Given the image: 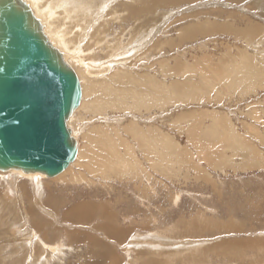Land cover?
<instances>
[{
    "label": "rangeland",
    "instance_id": "374dc122",
    "mask_svg": "<svg viewBox=\"0 0 264 264\" xmlns=\"http://www.w3.org/2000/svg\"><path fill=\"white\" fill-rule=\"evenodd\" d=\"M24 1L113 86L69 116L66 173H0V264H264V0Z\"/></svg>",
    "mask_w": 264,
    "mask_h": 264
},
{
    "label": "water",
    "instance_id": "95a60500",
    "mask_svg": "<svg viewBox=\"0 0 264 264\" xmlns=\"http://www.w3.org/2000/svg\"><path fill=\"white\" fill-rule=\"evenodd\" d=\"M17 2L0 0V167L51 178L78 154L67 120L82 88L57 51L28 28Z\"/></svg>",
    "mask_w": 264,
    "mask_h": 264
},
{
    "label": "bare ground",
    "instance_id": "6f19581e",
    "mask_svg": "<svg viewBox=\"0 0 264 264\" xmlns=\"http://www.w3.org/2000/svg\"><path fill=\"white\" fill-rule=\"evenodd\" d=\"M18 2V5H17V7H18V9L19 10H23L25 13H26V15H28V18H27V25H28V28L32 31V32H34L35 34H37L38 36H40L43 40H46L47 41V43H48V46L49 47H51V48H53L52 47V43H50V41H48V39L47 38H51L54 42H56L57 43V46L59 47V49L61 50V51H63V52H66L67 53V55H68V57L70 58V60H68L67 61V59L65 58V57H63L62 56V54L60 53V51H58L56 48L54 49L55 51H57L56 52V55H57V57H59V60L60 61H62L63 60V62H65V63H71V64H73V59L75 58V55H73V53L74 52H70V51H68V50H66L67 48H65V44L63 45L62 43H61V41L60 40H58V37L60 36H55V35H53L52 34V31H50V27H49V23H47V21L46 22H44V27H41V26H39L38 25V23L35 21L36 19H35V17L33 16V15H30V13H29V10H27L25 7H27V6H25L24 5V0H17ZM31 1V0H30ZM34 1H36V2H38V0H34ZM41 1V0H40ZM39 1V2H40ZM59 2L60 4L62 3H64L63 2V0H56L55 1V3L56 2ZM154 1L155 0H152V2L151 3H149V4H146V5H151L152 3H154ZM174 0H158V2H156L157 4L158 3H162V2H164V3H172ZM54 2V1H53ZM136 2V1H135ZM51 3V2H50ZM26 4V3H25ZM58 4V3H57ZM56 4V5H57ZM52 5H55V4H52ZM84 5V4H83ZM61 6V5H60ZM63 6V5H62ZM74 6H77V4L76 5H74ZM73 6V7H74ZM153 6V5H152ZM151 6V7H152ZM132 7V6H131ZM27 8H29V7H27ZM42 8V7H41ZM60 8V7H59ZM80 8V7H79ZM146 8H148V7H146ZM145 8V9H146ZM33 9H35V11H37V12H40V14H42V10H38V9H40V7H39V4L38 3H35V7L33 8ZM58 9V8H57ZM77 9H78V7H77ZM133 9H134V7H133ZM63 10V9H62ZM44 11V10H43ZM64 11H66V10H64ZM75 12H76V10H75ZM85 12V11H84ZM64 13V12H63ZM66 13H68V12H66ZM39 14V15H40ZM37 17V16H36ZM58 17V16H57ZM56 17V19H59V18H57ZM72 17V16H71ZM66 18H67V16H66ZM66 18H64V19H66ZM35 19V20H34ZM61 20V19H60ZM40 21V20H39ZM44 21V20H43ZM42 21V22H43ZM41 22V23H42ZM43 24V23H42ZM52 25V27H53V24H51ZM53 29V28H52ZM55 30H56V27L54 28ZM58 29V28H57ZM215 30V26H204V25H201V26H198V28H196L195 29V31L196 32H198V33H201V34H207V33H209V32H212V31H214ZM99 31V30H98ZM47 33L48 35H43L44 33ZM57 32V31H56ZM59 33V32H58ZM11 34V33H10ZM55 34V33H54ZM57 34V33H56ZM64 36V35H63ZM80 36V35H79ZM79 36H78V38H79ZM47 37V38H46ZM75 37H77V36H75ZM62 39V38H61ZM72 38H70V40H71ZM66 40V39H65ZM77 40V39H76ZM98 40V39H97ZM78 41H80V40H78ZM96 41V40H95ZM70 43H68V44H71V41H69ZM83 42V41H82ZM63 43H65V42H63ZM72 43H74V42H72ZM55 44V43H54ZM67 44V43H66ZM67 44V45H68ZM79 45L81 44V43H78ZM90 44V43H89ZM93 44V43H92ZM83 45V44H82ZM82 45H80V46H82ZM95 45H96V43H95ZM55 46V45H54ZM71 46V45H70ZM77 46V45H76ZM80 46H78L79 48H80ZM67 47V46H66ZM78 47H76V48H78ZM88 47V46H87ZM91 47V46H90ZM89 47V48H90ZM96 47V46H95ZM72 48V47H71ZM84 48V47H83ZM75 50V49H74ZM81 51V50H80ZM78 54H80V53H78ZM125 55V54H124ZM76 60V59H75ZM115 61V60H114ZM103 65V64H102ZM104 66V65H103ZM109 67V66H108ZM108 67H105V68H107L108 69ZM110 68V67H109ZM116 69V68H115ZM114 70V69H113ZM108 71V70H107ZM122 73V72H121ZM120 72H118V71H115L114 70V72L111 74V76H114V81H120L121 79V77L125 74H121ZM77 74H78V76H77V78L79 79V82H80V85H81V88H82V98H81V100H80V104H79V106L74 110V111H77L78 109H82V108H84L85 107V105H86V101L84 100L85 99V97H86V94H88V95H91V94H89V92L91 91L90 90V88H91V86H90V88L89 87H86L84 84H83V80H81L82 79V75H83V73H82V71H81V69H78V71H77ZM109 77H110V75H109ZM113 78V77H112ZM81 80V81H80ZM113 80V79H112ZM93 84H92V90H95L94 88L96 87V86H94V84L95 85H98V89H102L103 90V93H107V95H108V93L110 92V87H112L113 86V84L108 80V81H97V82H93V81H91ZM190 83H182V82H179V85L177 86V91L178 92H180L181 94H183V95H185V94H192L193 93V91L192 90H189V88H190ZM88 86V85H87ZM96 91H97V89H96ZM96 91H94V92H96ZM131 92L133 93V95H135L136 94V92L134 91V90H131ZM121 93V92H120ZM122 93H124V92H122ZM87 95V96H88ZM123 95V94H122ZM105 96V95H104ZM124 96V95H123ZM112 100H116L115 98L114 99H112ZM112 103H114V101L112 102ZM110 104V103H109ZM117 105H119L118 103H116L114 106H117ZM73 111V112H74ZM72 112V113H73ZM75 113V112H74ZM67 122H68V120H67ZM102 140L100 141V143H102V144H105V145H107L108 144V139H109V135L107 134V132H104V135L102 136ZM108 146V145H107ZM80 152H78V154H77V156H76V159H75V161L72 163V164H70L63 172H61L60 174H58V175H56V176H53V178H55V177H60V176H62L64 173H66L69 169H70V167L74 164V163H77L78 162V160H79V158H80ZM212 159V158H211ZM216 162V161H215ZM11 171V173H14V174H16L17 176H23L24 174H29V173H32V171H28V170H25V169H21V168H19V167H8V168H1L0 167V173L1 172H3V173H7V172H10ZM34 173V172H33ZM37 173H40V172H36V174ZM42 174V173H41ZM30 176V175H29ZM33 176V175H32ZM27 178H29V177H27ZM34 178V177H33ZM33 178H31V179H33ZM3 179V178H2ZM84 208L85 207H83V208H81V207H76L75 209H74V212L76 211V212H81V210H84ZM86 209H87V207H86ZM85 209V210H86ZM78 214V213H77ZM110 220V219H109ZM112 225V224H111ZM110 225V226H111ZM108 227V226H107ZM113 227V226H112ZM104 228V227H103ZM110 228V227H109ZM104 229H106V228H104ZM107 230V229H106ZM112 231V230H111ZM117 231V230H116ZM107 232H109L108 230H107ZM114 232V231H113ZM111 233V232H110ZM119 233V232H118ZM112 234V233H111ZM119 235V234H118ZM114 238V237H113ZM117 239V238H116ZM77 240V239H76ZM79 240V239H78ZM95 242V241H94ZM99 247V246H98Z\"/></svg>",
    "mask_w": 264,
    "mask_h": 264
}]
</instances>
